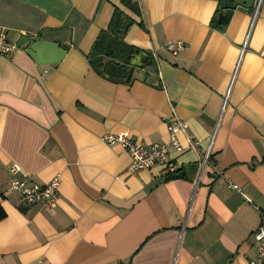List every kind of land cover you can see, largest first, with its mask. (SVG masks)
<instances>
[{"label":"crops","instance_id":"0c3cea01","mask_svg":"<svg viewBox=\"0 0 264 264\" xmlns=\"http://www.w3.org/2000/svg\"><path fill=\"white\" fill-rule=\"evenodd\" d=\"M116 9L122 25L113 40L131 48L119 61L110 44L102 62L125 69L119 81L111 77L117 68L106 77L88 57ZM0 27L18 46L0 54V264H248L256 257L264 0L232 12L219 0H0ZM37 36L67 50L61 63L33 60L27 48ZM177 39L186 48L173 56L166 44ZM133 51L153 63L128 80ZM172 113L200 142L187 148L178 133L186 149L174 154L175 178L160 165L127 172L128 152L102 140L128 133L145 145L167 143ZM12 163L41 184L60 175L57 207L26 205L10 190Z\"/></svg>","mask_w":264,"mask_h":264},{"label":"built area","instance_id":"2783aa9c","mask_svg":"<svg viewBox=\"0 0 264 264\" xmlns=\"http://www.w3.org/2000/svg\"><path fill=\"white\" fill-rule=\"evenodd\" d=\"M262 0H256L255 5H259ZM167 50L177 56L186 48L183 40H170L166 44ZM18 50V46L10 41L4 28L0 27V54L9 55ZM168 129L170 139L167 143H151L145 145L136 142L130 138L128 133L107 134L102 140L108 144H120L130 155L131 161L127 167V172L134 173L141 170L150 169L160 165L168 174L175 173L178 169L175 162L174 154H181L185 151L178 137V133L185 134L188 147L197 149L200 142L188 133V123L172 113L168 117ZM210 152L203 154V165L206 167L210 164ZM212 170L217 172V167L212 165ZM9 189L20 194L22 201L26 205H42L47 209H54L58 205V193L61 185L60 175L54 176L50 181L41 184L32 180L27 173L23 171L17 163H12L8 167ZM231 188L238 189L234 183H229ZM253 240L256 244L257 255L251 259L248 264H264V213L261 214V220L256 231L253 233Z\"/></svg>","mask_w":264,"mask_h":264},{"label":"water","instance_id":"95a60500","mask_svg":"<svg viewBox=\"0 0 264 264\" xmlns=\"http://www.w3.org/2000/svg\"><path fill=\"white\" fill-rule=\"evenodd\" d=\"M256 0H223L222 8L232 12L237 7L253 8ZM27 53L33 58V60L41 65H57L62 62L67 54V50L61 47L59 43L48 41L40 36H37L34 41L27 48ZM144 52L133 51L130 52L126 63L131 66L128 80L131 78L134 69L136 67H145L149 63H153V59L146 61L147 57H144ZM102 75L106 76L104 69H101ZM107 77V76H106Z\"/></svg>","mask_w":264,"mask_h":264},{"label":"trees","instance_id":"16d2710c","mask_svg":"<svg viewBox=\"0 0 264 264\" xmlns=\"http://www.w3.org/2000/svg\"><path fill=\"white\" fill-rule=\"evenodd\" d=\"M221 2V7H222V2L223 0H219ZM120 15V12L118 9H116L115 11V15L113 16L110 24H109V28L107 31H103L100 36L97 38L95 45L93 47V49L91 50V52L88 54L89 57V61L90 63L96 67L98 70L104 69V71H109L110 72V67L114 66L115 68H117L116 74L120 75L121 77H116L118 75H114L112 74L111 77L116 80H123L126 77L125 74V69L122 68L119 64H117L116 62H111V61H107L106 64H103V59L104 56L107 55L106 49L107 47L111 44V47H113L115 50L114 53L110 54V56L112 58L118 59L119 61H123V57L126 56V52L129 48V46H127L126 44H121L119 42H114V35L117 36L118 34V27H120L122 25L121 22H118L120 17L118 16ZM230 14H228L229 16ZM122 45V46H121ZM116 49H121L122 52L118 53L116 51ZM125 59V58H124ZM120 66V67H119ZM125 67V66H124ZM108 74V73H107ZM177 172L178 169L176 170L175 173L169 174L170 178H175L177 176ZM6 216V213L4 212L2 206L0 205V220H2L4 217Z\"/></svg>","mask_w":264,"mask_h":264}]
</instances>
